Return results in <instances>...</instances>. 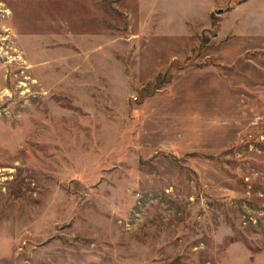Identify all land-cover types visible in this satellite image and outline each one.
<instances>
[{
    "label": "rangeland",
    "instance_id": "obj_1",
    "mask_svg": "<svg viewBox=\"0 0 264 264\" xmlns=\"http://www.w3.org/2000/svg\"><path fill=\"white\" fill-rule=\"evenodd\" d=\"M0 264H264V0H0Z\"/></svg>",
    "mask_w": 264,
    "mask_h": 264
}]
</instances>
